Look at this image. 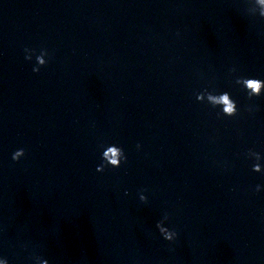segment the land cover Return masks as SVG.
I'll list each match as a JSON object with an SVG mask.
<instances>
[{
	"label": "clouds",
	"instance_id": "1",
	"mask_svg": "<svg viewBox=\"0 0 264 264\" xmlns=\"http://www.w3.org/2000/svg\"><path fill=\"white\" fill-rule=\"evenodd\" d=\"M256 3L261 6L259 10V16L264 18V0H256ZM177 35H179V33H177ZM31 51L32 50L30 49H25L26 53H30ZM46 55V50H42L41 54L36 56V62L38 66H43L47 63V61L43 59V57ZM25 59L31 60L32 56L28 54L25 56ZM38 66L33 67L32 71L39 72L40 69ZM237 71L238 70L236 67H232L229 69V74H235ZM234 82L245 90L249 100H252L254 97H260L264 95V80L262 79L238 75L235 76ZM196 100L201 103L207 102V104L211 105V107L214 109L219 108L221 111L217 113L218 116L222 115L226 117H235L239 113L237 102L232 98L228 91L217 92L215 89L209 91L208 88H205L196 94ZM249 111H252V109L249 108ZM137 147L139 148L140 145H137ZM23 155L24 149H18L13 153L12 160L18 161ZM245 155L247 158L254 159L256 161L252 165V171L256 173L264 171L260 164L262 159L260 152H257L253 149H248ZM122 162H127V156L125 155L123 149L115 144L108 145L102 152V163L97 166L96 171L103 172L106 167L119 168ZM261 187L262 186L259 184L256 185L255 191L257 193L260 192ZM140 200L142 202H147V197L141 193ZM167 219L168 214L165 213L163 219L157 222L156 227L163 239L171 242L177 238L178 233L175 230H170L168 227L164 226V220ZM24 247L26 248L27 246L25 245ZM29 259L34 260L35 264H49L48 259H42L39 256L30 255ZM0 264H8L7 259H0Z\"/></svg>",
	"mask_w": 264,
	"mask_h": 264
}]
</instances>
